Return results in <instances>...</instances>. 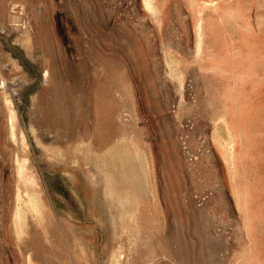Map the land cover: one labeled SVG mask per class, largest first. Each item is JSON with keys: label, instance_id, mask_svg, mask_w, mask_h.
Here are the masks:
<instances>
[{"label": "rangeland", "instance_id": "374dc122", "mask_svg": "<svg viewBox=\"0 0 264 264\" xmlns=\"http://www.w3.org/2000/svg\"><path fill=\"white\" fill-rule=\"evenodd\" d=\"M0 264H264V0H0Z\"/></svg>", "mask_w": 264, "mask_h": 264}]
</instances>
